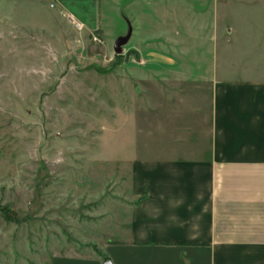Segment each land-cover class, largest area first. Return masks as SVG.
I'll use <instances>...</instances> for the list:
<instances>
[{
	"label": "crops",
	"instance_id": "0c3cea01",
	"mask_svg": "<svg viewBox=\"0 0 264 264\" xmlns=\"http://www.w3.org/2000/svg\"><path fill=\"white\" fill-rule=\"evenodd\" d=\"M177 4L0 0V23L22 36L44 35L56 20L86 35L136 36L146 56L169 51L154 38L187 44L196 34L193 12ZM226 17L200 15L217 21L206 32L216 37L212 58L142 59L135 70L142 87L120 124L129 150L116 157L127 199L107 208L95 237L112 264H264V0H236L224 39ZM220 36L235 46L222 49ZM149 81L165 91H149Z\"/></svg>",
	"mask_w": 264,
	"mask_h": 264
},
{
	"label": "rangeland",
	"instance_id": "374dc122",
	"mask_svg": "<svg viewBox=\"0 0 264 264\" xmlns=\"http://www.w3.org/2000/svg\"><path fill=\"white\" fill-rule=\"evenodd\" d=\"M177 2L178 12H193L196 34L187 44L184 36L154 38L171 43L169 51L146 56L136 36L86 35L57 20L44 35L22 36L0 23V264H102L88 244L106 256L95 242L99 223L127 199L116 157L129 150L120 124L142 87L140 60L212 58L216 37L206 32L217 21L200 15L236 14V0ZM227 17L219 21L224 39L236 23ZM222 37V49L235 46Z\"/></svg>",
	"mask_w": 264,
	"mask_h": 264
},
{
	"label": "trees",
	"instance_id": "16d2710c",
	"mask_svg": "<svg viewBox=\"0 0 264 264\" xmlns=\"http://www.w3.org/2000/svg\"><path fill=\"white\" fill-rule=\"evenodd\" d=\"M8 221H15V219L13 217H5ZM89 246L94 247L96 253H98L97 256H99L102 261L108 260V258L106 256L103 255V253L96 247V245L94 244H88Z\"/></svg>",
	"mask_w": 264,
	"mask_h": 264
},
{
	"label": "water",
	"instance_id": "95a60500",
	"mask_svg": "<svg viewBox=\"0 0 264 264\" xmlns=\"http://www.w3.org/2000/svg\"><path fill=\"white\" fill-rule=\"evenodd\" d=\"M102 264H112V262L110 260H105L102 262Z\"/></svg>",
	"mask_w": 264,
	"mask_h": 264
},
{
	"label": "built area",
	"instance_id": "2783aa9c",
	"mask_svg": "<svg viewBox=\"0 0 264 264\" xmlns=\"http://www.w3.org/2000/svg\"><path fill=\"white\" fill-rule=\"evenodd\" d=\"M75 26L79 28L80 27V24L79 23H76Z\"/></svg>",
	"mask_w": 264,
	"mask_h": 264
}]
</instances>
